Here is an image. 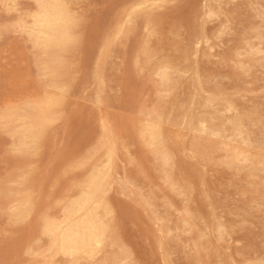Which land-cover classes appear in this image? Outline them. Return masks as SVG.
<instances>
[{"label": "bare ground", "instance_id": "1", "mask_svg": "<svg viewBox=\"0 0 264 264\" xmlns=\"http://www.w3.org/2000/svg\"><path fill=\"white\" fill-rule=\"evenodd\" d=\"M23 1L0 0V7L4 13L14 14L13 27L28 37L39 54L41 74L30 77L32 86L27 95L21 90L3 92L0 124L11 138L10 151L16 153L17 163L9 178L0 180V198L5 200V212L14 225L25 223L36 211L27 249L34 258L31 264H140V255L126 227L127 221L135 219L139 223L148 219L157 225L158 236L149 228L153 235L151 249L163 250L167 264H175L171 259V241H176L181 250L190 246L189 251L193 250L194 254L201 251L216 254L215 240H225L228 234L221 218L214 225L200 227L199 213L188 206L178 221L172 222L169 214L159 212L156 191L141 190L137 184L140 176L151 183L160 179L164 192L187 197L193 191L192 180L202 178L198 166L217 164L242 173L246 186L242 194L252 195L243 210L244 216H252L253 210L264 211V104L253 103L249 108L240 105L237 97L241 91L229 96L222 82L202 75L199 64L190 68L184 63L193 55L199 56L203 45L209 51L213 49L205 24L224 15L223 4L237 0H111L112 6L119 3L121 9L110 24L112 32H106L100 39L92 76L97 102L103 105V95L111 90L106 70L113 48L133 42L139 25H143L145 35L138 43L135 67L156 76V87L163 94H159L157 106L142 110L136 119L129 121L127 135L113 130L111 121L103 117L99 137L95 142L91 139L85 151L74 150L66 155L64 149L59 150V154H65L53 168L52 198L45 191L44 173L35 167L37 161L33 158L42 155L48 144H54L57 127L54 125L65 123L69 133L71 120L78 118L70 110L69 98L74 95L78 69L84 62L80 53L90 42L86 29L89 19L79 6L82 0H29L32 8L27 10L21 8ZM172 2H185L179 18L192 28L183 49L175 41L177 36L173 31H164L169 23L162 11ZM250 10L261 21L249 20V28H243V42L236 52L238 61L230 79L248 77L257 63L264 61V6L257 8L251 0H243L235 9L238 16L247 20ZM200 18L204 22L196 24ZM229 21L226 19L221 24L218 38L229 31ZM189 73V79H185ZM184 82L188 93L180 101L185 110L179 124L191 132V138L180 146L165 134V124L178 123L164 104L177 106V96L169 98ZM173 134L174 138L182 137L180 132ZM128 137L146 153L143 159L153 164V171L144 161L131 157L127 150ZM183 151L191 156L185 154L188 177L180 165L184 159L178 156ZM194 159L197 162L192 163ZM119 161L133 165L135 171L120 176ZM113 191L128 197L146 215L114 196ZM39 196L43 201L48 200L45 208L38 206ZM166 199L163 205L166 211L175 209L174 199ZM140 232L143 235L139 229ZM184 233L193 235L191 243L180 238ZM239 254L243 256L240 264H264V257H253L245 250ZM216 257H220L219 253Z\"/></svg>", "mask_w": 264, "mask_h": 264}, {"label": "rangeland", "instance_id": "2", "mask_svg": "<svg viewBox=\"0 0 264 264\" xmlns=\"http://www.w3.org/2000/svg\"><path fill=\"white\" fill-rule=\"evenodd\" d=\"M242 1L237 0L223 4L224 15L206 22L205 27L212 38L213 49L209 51L203 45L199 56L193 55L184 63L190 68H194L196 63L199 64V71L202 75L205 78L222 82L225 92L229 96L234 95L236 91H241L237 97L238 103L247 105L249 108L253 103L264 104V61H259L256 67L249 72L248 77L240 80L230 79L231 71L238 61V57L235 56L236 52L243 42V28L249 26V20L261 21L260 18L254 17L255 11L253 10L248 12V20L236 14L235 9L241 5ZM251 2L257 8L264 6V0H251ZM111 3V0H82V3L79 4L81 9L83 8V14L89 19L86 29L90 34V42L80 53L79 57L84 62L78 69L74 95L69 98L70 110L73 114L76 113L78 118L71 120L72 130L69 133L67 132L69 127H66L65 123L54 125L57 126L54 144H48L43 149L42 155L33 158L34 161H37L35 167L44 173L45 191L51 198L55 195V191L51 188L55 173L53 168L65 154H59V150L64 149L66 155H71L74 150L76 152L85 151L89 147L91 139L95 142L99 137L102 127L101 118L103 117L111 121L113 130L127 135L125 130H128L129 121L136 119L142 110H149L157 106L160 95L163 94L159 93L161 88L156 87V76L141 72L139 68L135 67L138 43L145 35L143 25H139L135 38L132 39L133 42L128 41L125 46L122 44L113 48L106 70V75L111 79V90L108 89L103 95L105 102L103 105L97 102L92 76L99 56L100 39L108 34L106 32H112L110 24L113 23L114 15L121 9L119 3L115 4L116 6H112ZM182 5H186L185 2H172L168 4V8L162 11L164 16H168L169 23V25L166 23L163 25H166L164 31L175 33L177 36L175 41L180 43L181 49L185 45V39L192 32L189 24L179 18L178 13L182 9ZM21 8L22 10L31 9V1L24 0ZM14 19L13 13L6 14L0 7V109L4 101L3 92L9 90L14 93V90H21L23 95H27L30 92L29 87L32 86L30 77H40L41 74L38 63L39 54L33 49L28 37L13 27ZM226 19L230 20L227 24L230 29L221 38H218V30L221 24L226 22ZM202 22L204 19L200 18L197 19L196 24ZM204 53L206 54L204 55ZM209 53L213 56H209ZM75 56H78V52ZM241 59H244V56ZM189 75L190 73L185 79H189ZM186 83L179 85L169 98L173 99L177 96L176 99L179 103L176 107L164 104L166 111L177 117L178 123L175 126L165 124V134L180 146L187 144L191 138V132L179 124L185 110V106L181 105L180 101L188 93ZM3 129L0 124V180H7L13 166L17 163V155L10 151L11 138L5 134ZM174 132H180L182 137L174 138ZM126 140L129 141L127 150L130 151L131 157L136 161H144L143 156L146 153L133 145L129 137ZM185 154L191 157L187 151L178 153V156L184 159L180 165L183 174L188 177L189 168L186 164L188 158H185L187 157ZM120 156L123 158V154ZM195 162L197 160H192V163ZM144 164L153 171V164L150 161H144ZM118 167L120 176L132 170L135 171L133 165L125 161H119ZM197 169L202 178L192 180L193 191L187 197L167 194L164 192L165 188L160 179H154L152 184L146 177L140 176L141 180L137 181L142 191L149 189L156 191L159 212L163 215L169 214L174 223L182 216L184 209L189 206L192 211L199 213L201 219L198 221V225L200 227H204L206 224L214 225L219 218L226 225L228 234L225 240H215V246L218 249L216 254L207 255L205 251L194 254L193 250L189 251L190 246L181 250V246L176 241H171L172 261L175 264H210L211 262L216 264L220 261H222L221 264H240L243 259V256L239 254L241 250H245L253 257H264V211L253 210L252 216L248 218L244 216L243 210L248 202V197L252 195L242 194V191L246 189L242 173L238 174L236 171L212 163L205 167L200 165ZM112 194L136 211L146 215L139 206H136L122 193L116 194L113 191ZM166 198L174 199L175 209L166 211L163 207L168 201ZM47 201H43L42 196L36 200L40 208H45ZM5 204V200L0 198V264H31L34 262V258L29 256L27 249L30 244L31 227L36 218V211L25 223L14 225L7 217ZM126 225L133 247L139 249L135 250L139 253L138 256L140 255V264H167L163 257V250H153V247L151 249L153 235L149 233V228L153 229L154 236H158L157 225L148 219L146 222L141 221L140 223L138 219L127 221ZM139 229L142 230L143 235L141 232L139 233ZM180 238L189 244L194 237L192 234L184 233ZM218 253L219 258L216 257Z\"/></svg>", "mask_w": 264, "mask_h": 264}]
</instances>
